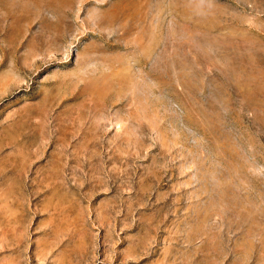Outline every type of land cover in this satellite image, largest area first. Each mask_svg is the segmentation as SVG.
<instances>
[{"label":"rangeland","instance_id":"1","mask_svg":"<svg viewBox=\"0 0 264 264\" xmlns=\"http://www.w3.org/2000/svg\"><path fill=\"white\" fill-rule=\"evenodd\" d=\"M0 264H264V0H0Z\"/></svg>","mask_w":264,"mask_h":264}]
</instances>
